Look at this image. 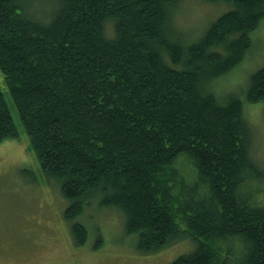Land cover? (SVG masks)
<instances>
[{"label": "trees", "instance_id": "trees-1", "mask_svg": "<svg viewBox=\"0 0 264 264\" xmlns=\"http://www.w3.org/2000/svg\"><path fill=\"white\" fill-rule=\"evenodd\" d=\"M225 1L186 44L179 0H0V74L75 246L94 204L123 213L141 255L187 241L168 264H264L244 113L264 111V67L241 96L209 87L243 61L264 0ZM16 136L0 89V143Z\"/></svg>", "mask_w": 264, "mask_h": 264}, {"label": "rangeland", "instance_id": "rangeland-1", "mask_svg": "<svg viewBox=\"0 0 264 264\" xmlns=\"http://www.w3.org/2000/svg\"><path fill=\"white\" fill-rule=\"evenodd\" d=\"M230 7L225 0H179L174 32L186 44L196 42ZM250 38L251 46L240 65L209 86L217 96L243 95L247 79L264 67V20ZM3 78L0 74V89L17 136L0 143V264H168L193 248V242L186 241L141 255L133 236L125 233L123 213L113 208L99 210L94 204L78 217L88 232L86 241L75 246L71 226L63 221L68 204L58 186L50 185L41 172ZM244 108L251 130L250 156L264 170L263 107L256 102L246 103ZM252 184L258 189L250 194L249 206L264 207V184Z\"/></svg>", "mask_w": 264, "mask_h": 264}]
</instances>
